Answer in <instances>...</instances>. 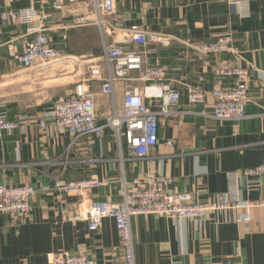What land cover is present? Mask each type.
<instances>
[{
  "label": "crops",
  "instance_id": "1",
  "mask_svg": "<svg viewBox=\"0 0 264 264\" xmlns=\"http://www.w3.org/2000/svg\"><path fill=\"white\" fill-rule=\"evenodd\" d=\"M28 7L42 12L61 60L22 68L11 54L23 52L26 27L0 17V110L10 121L25 118L0 138V184L35 190L27 215L0 214V264H48L63 251L91 256L95 264H122L113 220H102L90 232L85 217L93 200L119 203L122 181L128 185L133 178L162 177L168 191L187 193L199 203H217L225 195L264 200V175L243 174L264 160V0H115L114 13L102 16L101 27L89 0H64L60 6L53 0H15L10 7L0 0V14ZM131 29L143 30L149 44L128 47L163 68L170 89L180 94L171 113L159 117L158 144L149 155L135 159L109 131L100 141L72 142L51 121L42 127L44 112L78 84L94 94L99 122L122 108L126 87L143 88L135 80H118L113 97L103 95L101 82L89 73L99 66L105 77L103 42L129 41ZM227 31L237 55L204 56L196 50ZM234 67L248 74L246 117L230 123L202 116L213 104L210 93L234 82L219 72ZM187 87L206 92L204 104L189 105ZM160 103L151 105L158 109ZM169 140L172 146H166ZM58 180L98 186L65 194L54 188ZM131 227L136 264H221L229 257L235 264H264V207L228 208L200 220L136 216Z\"/></svg>",
  "mask_w": 264,
  "mask_h": 264
},
{
  "label": "built area",
  "instance_id": "2",
  "mask_svg": "<svg viewBox=\"0 0 264 264\" xmlns=\"http://www.w3.org/2000/svg\"><path fill=\"white\" fill-rule=\"evenodd\" d=\"M11 6L15 0H1ZM61 5L64 0H53ZM75 1V0H69ZM94 13L96 25L101 27L102 16L114 13L115 0H89ZM235 7L239 4L231 1ZM2 22H9L26 27L27 34L23 37V52L12 53L11 56L22 68L30 69L38 62H53L61 60L60 52L55 49L48 35L45 33L44 16L34 7L3 11L0 14ZM78 24L84 25L85 20ZM28 36V37H26ZM161 43V40L156 39ZM138 47L149 44L143 30L131 29V38L126 42H114L102 46V59L106 68L105 77H101L99 66L89 69L91 78L99 80L100 92L103 95H114V83L118 80H135L142 85V89L126 87L122 108H114L99 122L95 114L94 94L78 84L71 95H67L43 114L41 126L45 121L61 133L68 134L72 142L84 137H92L98 141L109 131L112 140L119 146L124 144L135 159L146 158L150 151L158 144V122L161 115H169L171 107L177 106L180 94L170 89L166 82L163 68L151 65L140 51L130 49L128 44ZM204 56L216 53H230L237 55L233 47L232 35L225 32L214 42L204 43L196 47ZM136 74L135 78L132 74ZM220 76L232 77L231 86L213 90L210 96L213 104L209 111H202V116L222 122L238 123L246 117L248 104L246 70L240 68H224ZM150 90V91H148ZM189 105L204 104L207 93L194 87L186 88ZM160 100L158 109L152 107L151 102ZM1 109V107H0ZM25 118L10 121L0 110V138L4 134L20 127ZM171 140L166 146H172ZM48 164H52L49 163ZM243 174L247 177L264 175V160L256 168L246 169ZM167 180L156 178H133L128 185L122 181L121 200L113 204L107 200H93L89 203L85 221L87 230H98L102 220H113L120 243L122 264H136L134 255V237L131 219L136 216H153L168 220H200L219 210L233 208L235 210H249L255 206L264 207V200L257 203L242 201L234 195H225L217 203H199L184 192H170L166 189ZM96 181L90 182H62L58 180L54 188L65 194L79 193L87 188L97 187ZM35 190L28 185L3 186L0 184V214L10 217L25 216L30 210V200ZM248 228V220L243 221ZM48 264H95L93 257L63 251L54 256ZM187 264H197L189 261ZM221 264H235L232 257L226 258Z\"/></svg>",
  "mask_w": 264,
  "mask_h": 264
},
{
  "label": "rangeland",
  "instance_id": "3",
  "mask_svg": "<svg viewBox=\"0 0 264 264\" xmlns=\"http://www.w3.org/2000/svg\"><path fill=\"white\" fill-rule=\"evenodd\" d=\"M102 41V40H101ZM101 43V42H100ZM53 62H57V61H53Z\"/></svg>",
  "mask_w": 264,
  "mask_h": 264
}]
</instances>
